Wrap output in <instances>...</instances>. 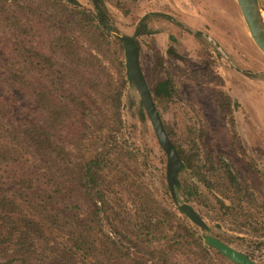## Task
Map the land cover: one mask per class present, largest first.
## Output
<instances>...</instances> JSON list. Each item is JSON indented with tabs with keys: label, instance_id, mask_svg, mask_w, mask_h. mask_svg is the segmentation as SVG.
<instances>
[{
	"label": "trees",
	"instance_id": "1",
	"mask_svg": "<svg viewBox=\"0 0 264 264\" xmlns=\"http://www.w3.org/2000/svg\"><path fill=\"white\" fill-rule=\"evenodd\" d=\"M92 1L93 11L77 0H0V264H145L130 251L157 264L229 263L103 152L105 134L122 129L130 80L107 55L114 26L105 5ZM169 86L159 82L155 92ZM12 89L28 97L26 113ZM171 142L181 168L215 200L207 217L228 214L236 220L229 230L263 238L264 204L230 163L200 156L193 138L185 148ZM105 170L132 189V212L99 187Z\"/></svg>",
	"mask_w": 264,
	"mask_h": 264
},
{
	"label": "rangeland",
	"instance_id": "2",
	"mask_svg": "<svg viewBox=\"0 0 264 264\" xmlns=\"http://www.w3.org/2000/svg\"><path fill=\"white\" fill-rule=\"evenodd\" d=\"M77 1L81 8L94 10L92 0ZM102 1L114 26L108 34L107 55L125 65L122 36L134 37L142 71L170 140L185 148L193 138L200 156L226 159L263 205L264 55L249 37L236 1ZM163 80H168L169 89L156 93L157 83ZM11 92L18 113H26L28 97L14 89ZM138 98L133 84L127 82L122 96V129L105 134L103 152L119 161L133 178L147 184L158 199L194 226L202 239L204 234L215 236L264 264V237L229 230L236 220L228 214H219L223 222L209 219L206 213L217 211L215 200L188 169L177 172L178 186L174 187L175 197H171L166 155ZM97 176L99 187L108 189L114 205L134 210L132 189L126 182L108 170ZM183 202L198 212L207 228L192 224L183 215L179 209ZM130 256L145 264H157L133 251ZM220 256L224 257L215 255L219 262L223 260Z\"/></svg>",
	"mask_w": 264,
	"mask_h": 264
},
{
	"label": "water",
	"instance_id": "3",
	"mask_svg": "<svg viewBox=\"0 0 264 264\" xmlns=\"http://www.w3.org/2000/svg\"><path fill=\"white\" fill-rule=\"evenodd\" d=\"M242 19L245 23L249 37L252 39L256 47L264 55V28L261 24V14H264V7L260 0H235ZM125 50V67L126 74L130 82L136 89L141 105L151 123L159 145L165 152L166 157V179L171 195L175 197L174 187L177 182L176 172L182 167V160L179 157L173 143L168 137L159 113L154 104L151 91L147 85L142 68L139 62V52L134 44L132 37L122 36ZM180 211L194 225L205 229L207 224L198 212L187 202L179 205ZM204 243L215 249L229 261L235 264H259L248 255L239 251L229 244L223 242L215 236L204 234Z\"/></svg>",
	"mask_w": 264,
	"mask_h": 264
},
{
	"label": "flooded vegetation",
	"instance_id": "4",
	"mask_svg": "<svg viewBox=\"0 0 264 264\" xmlns=\"http://www.w3.org/2000/svg\"><path fill=\"white\" fill-rule=\"evenodd\" d=\"M261 2H262V0H260ZM103 2V1H102ZM92 3H93V1H92ZM104 4V3H103ZM93 6H94V4H93ZM106 8V7H105ZM107 10V9H106ZM107 13H108V11H107ZM108 16H109V14H108ZM110 18V17H109ZM128 36V35H127ZM132 37V40H133V42H134V44L136 45V47H137V49H138V45H137V42H136V40H134V37L133 36H131ZM122 41H123V39H122ZM124 45V44H123ZM170 51V50H169ZM138 52H139V49H138ZM139 62H140V55H139ZM140 66H141V64H140ZM144 74V73H143ZM145 77V76H144ZM164 81V80H163ZM163 81H161V82H163ZM147 82V81H146ZM149 87V86H148ZM150 89V88H149ZM151 91V90H150ZM163 91H165V90H163ZM162 92V91H161ZM160 93V92H159ZM151 94H152V92H151Z\"/></svg>",
	"mask_w": 264,
	"mask_h": 264
},
{
	"label": "bare ground",
	"instance_id": "5",
	"mask_svg": "<svg viewBox=\"0 0 264 264\" xmlns=\"http://www.w3.org/2000/svg\"><path fill=\"white\" fill-rule=\"evenodd\" d=\"M261 24H262V26H263V28H264V14H261Z\"/></svg>",
	"mask_w": 264,
	"mask_h": 264
}]
</instances>
